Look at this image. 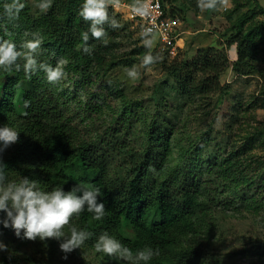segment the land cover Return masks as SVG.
<instances>
[{"label": "rangeland", "instance_id": "rangeland-1", "mask_svg": "<svg viewBox=\"0 0 264 264\" xmlns=\"http://www.w3.org/2000/svg\"><path fill=\"white\" fill-rule=\"evenodd\" d=\"M178 2V7L171 1L166 7L181 22L178 33L184 42L172 50L156 39L152 52L159 59L142 66L139 50L146 47L140 31L128 20L127 9L113 7L110 0L109 6L120 16L121 22L114 52L127 61L129 67H138L139 75L135 80L127 77L125 68L128 67L110 69L106 73L93 69L75 72L69 61L43 47L38 34L24 29L19 18L9 21V28L17 38L18 47L24 40L32 39L33 34L39 38L40 61L53 66L63 61L61 66L66 75L59 83L50 84L43 72L35 76L41 84V94L45 96V103L71 121L77 141L109 143L114 153L111 164L114 178L120 179L124 174L129 161L127 152L139 154L145 149L146 132L153 123L155 129H163L169 141V157L166 156L164 162L168 172H180L193 165L202 167V172L197 174L202 180L198 198L208 202L209 210L194 246L202 251L204 264H264V136L246 147L254 128L264 126V44H260L256 60L252 61V75L239 76L229 67L219 77V89L194 99L179 92L174 78L161 64L192 61L200 51L210 48L223 51L234 63L237 46H229L228 42L237 32L235 22L242 12L249 10L255 12L251 23L264 21V0H233V7L230 8L229 3V9L222 12L220 3L216 14L211 15V27L206 28V32L196 31L198 23L184 18L179 8L185 3ZM237 4L242 9L231 15ZM38 12L31 1V15ZM2 20L0 18L1 29L5 24ZM4 84L5 77L0 74V98ZM15 105L17 117L22 114L19 93ZM193 145L200 150L196 163L191 155ZM235 154H240L239 158L233 157ZM232 157L237 161L234 174H238L241 182L239 195L219 174L222 161ZM211 198L212 201L217 199L215 205L210 206ZM73 225L83 229L71 218L64 227L66 235ZM0 242L7 245L6 251H0L2 264H112L115 260L98 253L94 245L88 243L68 253V258L64 259L65 253L57 240L18 238L13 229L3 226H0ZM260 245L263 248L258 251Z\"/></svg>", "mask_w": 264, "mask_h": 264}, {"label": "trees", "instance_id": "trees-1", "mask_svg": "<svg viewBox=\"0 0 264 264\" xmlns=\"http://www.w3.org/2000/svg\"><path fill=\"white\" fill-rule=\"evenodd\" d=\"M31 1L34 2L24 0L26 6L19 16L24 29L38 34L43 47L69 61L75 72L93 69L106 73L110 69L130 66L114 52L121 22L112 6L108 8L109 16L114 17L120 26L111 28L105 24L106 35L101 40L90 38L88 44L93 54L88 55L83 52L81 39V33L87 30L88 24L78 15L83 0H53L50 9L36 15H31ZM168 1L172 0H165V4ZM186 1L193 11H200L197 0ZM4 2L0 0V13ZM240 9L237 4L231 15ZM252 15H255L253 10L242 12L235 22L237 32L228 42L229 46H237L234 63L223 51L215 48L200 51L192 61L169 66L165 61L161 63L174 78L180 93L191 99L209 95L219 89V77L229 67H233L239 76L252 75V61L256 60L260 44H264V21L251 23ZM6 20L3 18L1 21L5 24L0 28V37L15 42L17 38L10 31L9 20ZM147 51V48H141L140 57L143 58ZM0 74L5 77L0 98V126L8 125L20 132L18 141L0 153V159L7 165L8 179L19 180L26 176L37 180L46 191L56 186L70 191L81 182L86 187L99 188L101 195L98 200L105 204L104 217L97 221L86 210L72 217L92 233L86 244L94 245L96 238L106 231L134 252L145 247L158 248L159 255L148 264H204L202 251L194 246L196 234L202 230L203 223L206 224L209 210L208 202L198 198L202 180L197 178V174L202 172V167L193 165L180 172H168L164 162L165 157H169V141L163 129H155V123L152 124L146 132L145 149L139 154L134 151L126 153L129 161L124 174L116 179L111 175L114 153L109 149V143L77 141L71 121L54 106L45 103L41 84L35 77L39 73L31 79L26 78L23 71H0ZM18 93L22 114L16 117ZM25 100L30 102L27 108L24 107ZM263 136L264 126L255 127L247 138L246 147ZM192 150L193 162L196 163L200 150L196 145ZM239 156L235 154L233 157ZM233 157L222 161L219 174L223 181L232 184L239 195L241 182L233 171L237 168ZM211 201L212 198L210 206L217 203L215 198ZM262 244L264 246V242ZM261 248L260 245L258 251ZM112 264H117V261Z\"/></svg>", "mask_w": 264, "mask_h": 264}, {"label": "clouds", "instance_id": "clouds-1", "mask_svg": "<svg viewBox=\"0 0 264 264\" xmlns=\"http://www.w3.org/2000/svg\"><path fill=\"white\" fill-rule=\"evenodd\" d=\"M110 0H83L78 15L88 24L86 31L81 33L84 42L83 52L92 55L93 49L89 46L90 38L101 40L106 35L104 25L118 28L119 22L109 16ZM53 0H34V6L41 12H46L52 7ZM24 0H6L3 3V12L0 18L13 21L19 18L25 8ZM219 0H197V7L201 11L217 9ZM133 11L140 16L149 15V8L144 0H134ZM140 36L144 46L148 49L141 60L142 66L153 64L158 55H153L152 49L157 39V34L151 27L141 29ZM41 41L33 34L32 39L24 40L19 47L10 40L0 37V71H23L26 78L43 72L50 84L59 83L66 75L62 68L63 61H58L56 66L38 59V49ZM22 61V62H21ZM127 77L135 80L139 75L138 67L125 68ZM29 101H24V107H29ZM19 133L14 127L0 126V153L19 139ZM7 165L0 159V226L14 230L18 238L44 241L53 238L59 242L60 250L67 254L80 248L92 233L85 229L70 227V234L65 233V225L74 216H79L83 211L93 214L97 221L105 215V204L98 200L101 190L96 187H86L82 182L70 191H65L63 186H56L51 190H44L37 180L22 176L19 180H10L6 175ZM98 253H103L114 258L117 264H148L159 249L145 247L135 252L121 243L120 240L103 232L96 238L94 244ZM7 245L0 242V251H6ZM2 264V262H0Z\"/></svg>", "mask_w": 264, "mask_h": 264}, {"label": "built area", "instance_id": "built-area-1", "mask_svg": "<svg viewBox=\"0 0 264 264\" xmlns=\"http://www.w3.org/2000/svg\"><path fill=\"white\" fill-rule=\"evenodd\" d=\"M148 5L149 15H137L132 8V4L127 6V17L132 23L136 24L139 31L144 27L153 28L157 34V40L172 50H176L178 39L179 25L181 22L170 14L169 8L166 7L165 0H144Z\"/></svg>", "mask_w": 264, "mask_h": 264}, {"label": "crops", "instance_id": "crops-1", "mask_svg": "<svg viewBox=\"0 0 264 264\" xmlns=\"http://www.w3.org/2000/svg\"><path fill=\"white\" fill-rule=\"evenodd\" d=\"M173 1V5L174 7H178V3L180 4V2H178V0H172ZM171 1V2H172ZM181 1V0H180ZM182 2V7L179 8L181 14L183 13V16L186 20H192L195 21L196 23H198V29L196 30L197 32H206V28L211 27V15H215L217 11H215V9H208V10H204V11H199V12H195L190 8L189 3L186 0H183ZM169 2V1H168ZM134 3V0H111V5L113 7H122L127 9V6L125 4H132ZM222 3V8L219 7V10L222 12L224 11L228 4L230 3V8L233 7V0H219V4ZM229 9V8H227ZM217 10V9H216ZM193 15V16H192ZM210 24V26H209ZM184 33L182 32V35ZM181 42H184V40L182 39V37H180L177 45H180Z\"/></svg>", "mask_w": 264, "mask_h": 264}]
</instances>
